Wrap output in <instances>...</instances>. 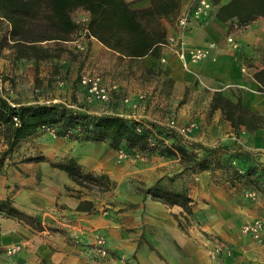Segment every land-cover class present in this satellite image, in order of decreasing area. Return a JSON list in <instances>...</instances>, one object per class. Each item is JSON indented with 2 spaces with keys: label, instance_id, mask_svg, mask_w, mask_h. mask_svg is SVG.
Masks as SVG:
<instances>
[{
  "label": "rangeland",
  "instance_id": "rangeland-1",
  "mask_svg": "<svg viewBox=\"0 0 264 264\" xmlns=\"http://www.w3.org/2000/svg\"><path fill=\"white\" fill-rule=\"evenodd\" d=\"M82 10L78 8L72 12L77 27L69 40L38 42L49 48L48 57L22 58L11 45L3 48L0 54V91L3 96L20 102H63L81 111L117 112L169 129L173 119V131L184 140L210 146L226 144L251 152L264 161V126L253 132L241 127L237 133L219 109L211 113L212 96L218 91L233 100L241 95L248 107L264 114V92H251L236 85H220L222 88L213 93L202 87L177 88L162 62L150 63L143 58L126 57L103 45L93 47V38L86 34L88 20L83 18L85 11ZM176 18H163L161 21L163 23L166 19L175 26ZM10 30L8 21L0 19V38L7 36L11 39ZM85 73L101 77L102 83L110 90L112 101L108 104L86 102L85 91L79 84L80 76ZM56 131L41 127L7 154L0 168V202L10 199L14 205L19 198L26 207L35 206L33 211L19 208L33 216L27 224L61 234L68 229L70 233L77 230L70 235L73 243L93 250L91 230L103 227L108 220L109 227L115 229L112 237L119 236L118 229L128 230L126 218L138 217L145 200L151 203L153 199L144 196L139 189L160 180L159 188L187 189L193 199L191 211L180 205L155 200L148 210L145 205L143 212L149 215V210H152V216L161 218L163 214H169L170 218H175L180 228L199 242L196 243L200 247L198 264H264V239L255 240L242 231L245 223L264 217V187L261 182L256 183L247 177L231 182L230 173L221 171L214 176L207 170L188 171L179 158L163 153L164 147L116 150L106 142L80 143L69 136H59ZM6 148L5 135L1 130L0 154ZM39 155L48 161L31 159ZM69 157H74L84 172L107 174L109 188L83 186L69 176L71 181L66 183L65 176L54 172L58 168L52 167L49 161H63ZM252 191H256L253 196L249 194ZM73 200H77L78 205L84 200L89 202L85 204L89 209L80 211L96 226L84 223L82 228L79 225L77 229L68 226L66 229L62 225L64 217L69 219L76 213L69 210L68 204ZM0 216L9 217L3 212ZM9 218L25 224L16 217ZM152 230L150 227L149 231ZM145 234L138 233L133 241L144 243L148 239L154 240L152 235ZM103 235L108 244V235ZM151 240L150 247L155 250H173V244L165 233L161 236L162 244L155 240L152 244ZM113 242L115 244L116 240ZM18 245L21 250V243L9 244L0 250L12 256L16 253L9 254L7 250ZM174 249L180 250L176 246ZM167 258L171 262L166 259L165 264H173V255Z\"/></svg>",
  "mask_w": 264,
  "mask_h": 264
},
{
  "label": "trees",
  "instance_id": "trees-1",
  "mask_svg": "<svg viewBox=\"0 0 264 264\" xmlns=\"http://www.w3.org/2000/svg\"><path fill=\"white\" fill-rule=\"evenodd\" d=\"M217 9L213 15L222 21L236 18L245 26L264 16V0H213ZM182 0H150L148 6H137L128 0H0V19L10 24V37L0 38V54L11 45L22 58L40 59L50 56L48 47L38 42L69 40L76 24L72 12L83 8L89 12L86 34L95 37L109 49L130 58L159 57L167 29L163 18L177 17ZM258 90L264 92V68L254 72ZM219 109L225 120L239 133L241 127L253 132L264 126V114L248 107L241 95L233 100L215 92L211 113ZM57 130L59 136H69L82 142H106L113 149L133 147L160 149L179 158L184 169L230 173L231 182L241 177L264 181V161L251 152L229 145L210 146L198 141L184 140L172 128L120 113L81 111L63 102H20L3 96L0 91V131L3 130L6 150L0 154V168L7 154L25 138L34 135L42 126ZM59 127V130H58ZM48 161L43 155L31 158ZM236 162V163H235ZM52 167L64 170L77 184L108 187L107 174L84 172L74 158L49 161ZM160 181V180H159ZM139 189L168 205H180L191 211L192 197L187 189L159 188V183ZM115 186V183H113ZM109 188V187H108ZM89 202L81 201L78 210H88ZM0 212L27 222L33 216L14 206L10 199L0 202ZM42 229V228H41ZM123 264H130L125 260Z\"/></svg>",
  "mask_w": 264,
  "mask_h": 264
},
{
  "label": "crops",
  "instance_id": "crops-1",
  "mask_svg": "<svg viewBox=\"0 0 264 264\" xmlns=\"http://www.w3.org/2000/svg\"><path fill=\"white\" fill-rule=\"evenodd\" d=\"M149 4L150 0H138L135 3L137 6ZM217 7L216 5L215 10ZM82 11L89 14L85 9ZM163 23L168 33L178 31L176 24L174 26L166 19L163 20ZM233 23H238V20L233 18L222 21L212 14L192 26L186 34L188 45L190 47H207L210 50V56L199 62L189 61L185 64L174 52L166 47H161L160 56L166 58V62L162 63L169 71L171 82L174 81L177 88L181 86L185 88L202 87L213 93L222 88L220 85H236L251 92L258 90L254 72L264 68L262 61L264 59V16H259L245 25L244 30L238 34L241 44L238 51L231 50L226 40V35L231 31ZM92 38L93 47H100L99 45L106 47L97 38ZM160 56H145L143 59L150 63L161 62ZM244 64L249 67V74L241 71V65ZM54 172L64 175L66 183L71 181L65 171L57 169ZM155 200L157 199H151V203L145 200L146 203L142 204L143 210L145 205L147 210L149 205L152 207ZM66 201L68 202V200ZM14 205L18 209H30L31 211L35 209L34 205L26 207L19 198ZM68 205L69 210L76 213L72 214L69 219L64 217L61 220L65 228L68 226L77 229L79 225L82 228L84 223L96 226L85 213L76 209L77 200L70 201ZM143 210L134 219L126 218L129 229L125 231L118 229V237H112L115 229L109 227V220L103 224V227L98 228L99 232H104L109 238L107 244L109 254L106 258L92 255L93 250H86V248L75 245L70 235H73V232L77 230H72L70 233L68 231L71 230L66 228L68 230L61 234L51 232L49 229H36L26 222L25 225L13 218H1L0 216V249L9 244H22L21 250L12 256H7L4 250H0V264H123L125 260H128L130 264H165V261L170 260L167 258L168 255H173V264H198L200 247L197 244L199 242L193 239L185 229H181L175 218H170L169 214H163L161 218H158L150 214L152 210H149V215ZM150 227H153V232L149 231ZM143 232L152 235L157 244H162L161 236L164 233L167 234L173 244V250H155L150 247L151 239L144 243H140L138 240L133 241L135 235ZM113 239L116 240L115 244ZM154 240H151L152 244H154ZM199 245L201 246V243ZM175 246L180 250H175ZM125 247L129 249L124 250ZM95 256L99 259L95 260Z\"/></svg>",
  "mask_w": 264,
  "mask_h": 264
},
{
  "label": "built area",
  "instance_id": "built-area-1",
  "mask_svg": "<svg viewBox=\"0 0 264 264\" xmlns=\"http://www.w3.org/2000/svg\"><path fill=\"white\" fill-rule=\"evenodd\" d=\"M215 3L213 0H182V6L176 18L178 31L176 33H168L166 40L162 43L163 47L174 52L185 64L189 61L199 62L210 56V50L207 47H190L187 42L186 34L193 25L210 17L215 11ZM86 20L89 19V14L83 15ZM85 20V21H86ZM245 26L239 23H233L231 31L226 35L228 46L233 51L240 50L241 44L238 34L244 30ZM85 48V45L81 47ZM161 62H166V58L160 56ZM243 73H250L247 65H241ZM80 86L85 91V100L88 104L107 103L112 101L110 90L102 83L101 77L98 74L91 75L89 73L82 74L79 79ZM1 89V88H0ZM144 96H141L143 98ZM128 101V99H126ZM174 120L172 119L169 126L173 129ZM50 131L53 128L42 126ZM264 187V181H263ZM251 196L256 194V191L249 193ZM242 231L251 238L262 241L264 239V217L256 218L245 223ZM93 252L100 258H106L109 250L106 244L104 235L97 228L91 230ZM20 250V246H16L7 250L9 254L16 253Z\"/></svg>",
  "mask_w": 264,
  "mask_h": 264
}]
</instances>
